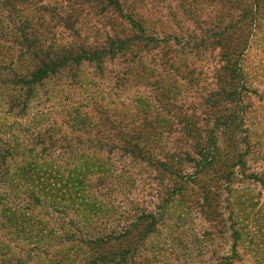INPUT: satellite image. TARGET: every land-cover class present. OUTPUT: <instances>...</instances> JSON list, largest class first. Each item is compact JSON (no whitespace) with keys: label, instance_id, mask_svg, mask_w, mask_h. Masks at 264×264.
I'll return each instance as SVG.
<instances>
[{"label":"trees","instance_id":"obj_1","mask_svg":"<svg viewBox=\"0 0 264 264\" xmlns=\"http://www.w3.org/2000/svg\"><path fill=\"white\" fill-rule=\"evenodd\" d=\"M202 6L220 12L201 21ZM263 22L264 0H0V109L8 116L0 124V173L15 154L1 133L11 129L9 118L25 119L42 150L18 168L31 186L27 199L0 198V229L33 234L18 216L47 217L45 233L28 236L33 245L18 256L8 250L0 264H159L178 201L186 200L187 212L214 213L221 195L210 182L226 170L203 181L204 173L217 158L218 134L235 122L224 118L234 97L241 101L240 60ZM215 47L226 74L203 98L202 127L178 103V60ZM140 85L146 98L131 96L133 109L120 102ZM136 167L145 174L139 188ZM208 235L196 232L199 247ZM7 238L0 232V241Z\"/></svg>","mask_w":264,"mask_h":264},{"label":"rangeland","instance_id":"obj_2","mask_svg":"<svg viewBox=\"0 0 264 264\" xmlns=\"http://www.w3.org/2000/svg\"><path fill=\"white\" fill-rule=\"evenodd\" d=\"M177 4L178 2H175L173 7L176 8L179 19L183 21L185 27L193 28L190 15H183V10L177 8ZM202 7L203 13L198 16L201 21H209L220 12V10L211 12L213 9L211 6ZM167 15L168 12L165 10L161 14L164 18ZM246 48L245 55L240 60V78L236 80L243 85L241 101L238 103L239 96L234 97L224 118L235 122L223 134H218V144L213 149L214 151L218 149L213 153L217 158L209 167V175L204 173L203 178V181L212 180L213 169L215 172L217 169L226 170L218 181L210 182V185L219 187L217 191L221 196L213 202L214 213L208 218L198 211L187 212L184 209L187 206L185 199L178 201L181 206L169 219V227L162 235L167 241V250L163 253L166 257L160 259L159 264H264V22L256 35L249 39ZM178 63L180 73L177 77L178 103L189 115H197L201 119V126L205 127L203 120L206 119L202 114L206 111V103L203 98L218 91L219 78L226 74L223 70L226 64L225 57H222L220 49L215 47L208 49L203 58L191 59L181 56ZM103 87L107 92V84H103ZM147 95L149 89L145 85L133 86L130 93L121 96L120 102L129 105L131 96L146 98ZM129 108L133 109L131 105ZM0 111H3V114L0 112L1 124L5 116H8L4 114L5 108H1ZM29 111L35 113L37 110L31 108ZM109 114L110 117L113 116V120L120 119L114 116L117 115L115 111ZM25 121L9 118L6 123L11 129L7 132L1 130L2 134L5 133L4 141L15 150V154L6 159V164L9 165L7 171L0 173V198L17 199L15 203L24 202L27 199L24 192L32 191L25 180L20 182L18 168L26 166L28 161L42 153L41 148L33 146L31 142L33 134L24 127ZM31 121L32 117H29L28 122ZM214 122L211 120L209 123V130L216 131L219 128ZM80 134L82 133H74L75 136ZM163 137H167V134H163ZM87 138L86 135L82 139ZM179 138L180 135L177 134V139ZM170 140L173 141V136ZM134 169L133 172L143 175L138 176L139 188L140 180L145 174L139 167ZM227 172L228 177L225 176ZM14 184H18L17 189L14 188ZM18 218L26 220L25 224L33 234L28 232L24 234L20 228L0 229L3 235L4 232L8 235V241L13 240L11 245L7 239L0 241V258L8 250H10L8 253L15 251V256L21 255V250H27L33 245L26 240L28 236L35 237L45 233L47 217L34 218L29 213H23ZM233 226L240 232L238 241H234L232 237ZM204 231L209 235L201 244L202 247H199L194 235L196 232L203 234Z\"/></svg>","mask_w":264,"mask_h":264}]
</instances>
